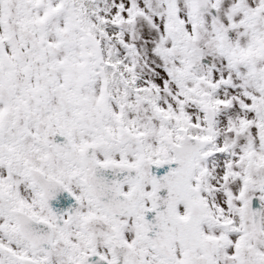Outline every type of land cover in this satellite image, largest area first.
I'll return each instance as SVG.
<instances>
[{
    "label": "snow or ice",
    "instance_id": "obj_1",
    "mask_svg": "<svg viewBox=\"0 0 264 264\" xmlns=\"http://www.w3.org/2000/svg\"><path fill=\"white\" fill-rule=\"evenodd\" d=\"M0 264H264V0H0Z\"/></svg>",
    "mask_w": 264,
    "mask_h": 264
}]
</instances>
